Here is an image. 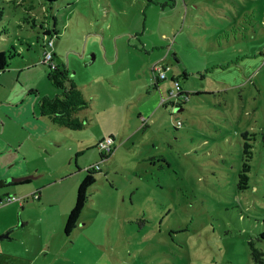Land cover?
Listing matches in <instances>:
<instances>
[{
  "label": "rangeland",
  "instance_id": "obj_1",
  "mask_svg": "<svg viewBox=\"0 0 264 264\" xmlns=\"http://www.w3.org/2000/svg\"><path fill=\"white\" fill-rule=\"evenodd\" d=\"M27 2L30 13L0 0L3 137L20 142L35 177L1 204L0 222L16 224L3 240L8 263L252 264L249 241L264 253V0ZM46 12L58 33L52 60L86 101L76 129L34 115L40 97L58 93L39 63ZM172 77L188 96L173 97ZM107 137L114 150L101 159ZM96 164L66 235L77 186ZM35 188L38 201L27 196Z\"/></svg>",
  "mask_w": 264,
  "mask_h": 264
},
{
  "label": "trees",
  "instance_id": "obj_2",
  "mask_svg": "<svg viewBox=\"0 0 264 264\" xmlns=\"http://www.w3.org/2000/svg\"><path fill=\"white\" fill-rule=\"evenodd\" d=\"M13 1H15L17 5L22 6L26 10V12L30 13L32 6L27 2V0H20V2H17L18 0ZM55 1L56 0H44V2L49 5L54 3ZM21 4H23L24 6ZM27 18H31V16L29 17V14H27ZM23 21V23L29 22L28 19H24ZM40 32V39H42L43 45L39 63L42 59L45 43L50 39H53L55 43V40L58 36V33L55 30H51L50 28L48 29L40 27ZM7 60L8 59L5 57L4 52L0 51V73L8 68ZM47 80L52 84L54 88L58 90V93L51 98L42 96L38 99L37 106L39 115L47 118L51 124L58 127L69 129H76L80 127L82 121L78 120V118L76 117V113L86 108V101L80 95L76 85L68 76L67 71L65 69L59 68L58 65L54 64L53 68H48ZM171 80L172 82L178 83V80L175 78H172ZM178 85V92L176 94L177 98L181 95L188 96V93H184L181 91L179 83ZM179 125L176 124V126ZM246 170V166H243L242 170L240 171V177H243L242 174L245 173ZM99 171L100 169L95 170L93 168H86L85 175L77 186L73 207L69 211L64 223L63 230L66 235L70 234L78 223L81 211L89 199L88 190L95 181L94 175ZM36 199H38V197ZM261 224L262 230L257 234V239L264 240V218L262 219ZM248 245L252 264H264V253L254 246L253 241H249Z\"/></svg>",
  "mask_w": 264,
  "mask_h": 264
},
{
  "label": "crops",
  "instance_id": "obj_3",
  "mask_svg": "<svg viewBox=\"0 0 264 264\" xmlns=\"http://www.w3.org/2000/svg\"><path fill=\"white\" fill-rule=\"evenodd\" d=\"M31 12V11H30ZM49 14L46 12L45 16L39 20L38 22V28L40 30L41 28H50V22H49ZM36 19V16L32 19V22ZM52 26H51V30L54 28L56 29L55 26V21L54 19H52ZM23 39V38H22ZM11 44V48L13 49V55L16 56L18 55L20 58H27V65H29V63H34L32 60V56H31V50H26V52L28 53L27 55H23L21 54L19 48L16 47L15 44H13L12 42ZM42 39H40V56L42 53ZM27 47L29 48V45H27ZM54 50H53V58H54ZM168 53H164L163 54V60H165L167 58ZM29 56V57H28ZM55 65H57L56 63H54ZM152 71V70H151ZM173 75V74H172ZM177 79L176 77H172ZM172 81V80H171ZM179 83V82H178ZM158 83H154V89L159 91L157 86ZM180 84V83H179ZM181 87V91L183 92V88ZM163 105H165L164 103H162ZM161 104V105H162ZM10 110L13 107H16V104H14V106L12 104L7 105ZM179 106V105H178ZM180 107V106H179ZM6 110V108H5ZM7 112V111H6ZM25 112V111H24ZM10 114L7 112V116L6 119L11 120L12 118L9 116ZM37 117V122L39 124H43L42 123V116L39 115L38 113L34 114ZM23 116L26 117V119H28L29 117H31V115L28 113L23 114ZM25 121V120H24ZM45 127H47L46 125H43ZM5 130V122L0 119V208H1V204L3 205L4 199L5 197H9L11 195V193H21L19 191L15 190H9L7 188H17L19 186H24L26 184L29 183V180L24 181L22 183H11V182H7L8 179L10 178H18V177H23V176H27V175H31L34 173V170L32 169V167L29 165V163L26 160V156L22 153L21 148H20V142H18V140H14L13 142L10 141V139L8 138H4L3 137V132ZM102 138H100L99 140H101ZM98 140V141H99ZM97 141V142H98ZM100 155V154H99ZM23 193V192H22ZM29 194H27V196H29V198L32 197L33 193H37L38 194V199H35L36 201H38L40 199V193L38 192V190L35 188L33 190V192H28ZM26 196V195H24ZM27 199L24 198L23 200H21V202H19L20 204V208H22V202L25 201ZM33 199V198H31ZM34 200V199H33ZM15 222L13 220H7L6 218L0 222V236L3 235L4 233H6L9 227H12L10 230L11 232L15 229L16 224H14ZM14 226V227H13ZM24 223H21L18 227H24ZM10 232V233H11ZM9 233V234H10ZM8 234V237H9ZM6 238L0 239V264H9V256L7 255V250H8V245H3V240H5ZM9 240V238H8ZM11 240L15 241L17 240L15 237H12Z\"/></svg>",
  "mask_w": 264,
  "mask_h": 264
},
{
  "label": "built area",
  "instance_id": "obj_4",
  "mask_svg": "<svg viewBox=\"0 0 264 264\" xmlns=\"http://www.w3.org/2000/svg\"><path fill=\"white\" fill-rule=\"evenodd\" d=\"M53 46H54V41L53 39H50L48 40L46 43H45V46H44V51H43V54H42V59L40 61L41 64H45L47 65L48 67L50 68H53L54 67V63H53ZM165 66V65H164ZM152 71H159V69L156 68V66L154 65L152 67ZM165 78V75L162 72H160L156 77H155V80H159V79H164ZM177 88V92H178V83L177 82H173ZM176 92V94H177ZM176 94H174L173 97L177 98ZM176 124H180L179 122H177ZM112 142H113V139L111 137H107L105 139H101L97 142L96 144V148L100 150L99 154H100V158L101 159H104L105 157L109 156L114 148H113V145H112ZM89 168H93L95 170H99V166L96 164L94 166H91ZM38 197L37 193H33L32 194V197L33 199H36ZM24 198L26 197H22V198H19L20 200H23ZM10 197H6L4 199V202H8L10 201Z\"/></svg>",
  "mask_w": 264,
  "mask_h": 264
},
{
  "label": "water",
  "instance_id": "obj_5",
  "mask_svg": "<svg viewBox=\"0 0 264 264\" xmlns=\"http://www.w3.org/2000/svg\"><path fill=\"white\" fill-rule=\"evenodd\" d=\"M35 177L33 176H23V177H18V178H10L7 180V182H11V183H22L24 181H27V180H31ZM11 232V230H8L6 233H4L3 235L0 236V239H3V238H8V234Z\"/></svg>",
  "mask_w": 264,
  "mask_h": 264
}]
</instances>
